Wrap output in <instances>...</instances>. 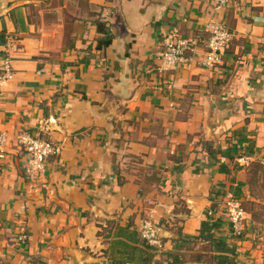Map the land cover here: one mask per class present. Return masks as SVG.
I'll return each instance as SVG.
<instances>
[{"label":"crops","instance_id":"0c3cea01","mask_svg":"<svg viewBox=\"0 0 264 264\" xmlns=\"http://www.w3.org/2000/svg\"><path fill=\"white\" fill-rule=\"evenodd\" d=\"M211 21L232 37L206 67ZM172 32L196 49L161 70ZM6 55L14 75L0 89V264H115L112 244L133 245L143 219L161 241L147 264H172L159 251L197 237L212 209L222 218L224 191L264 154V0H0V63ZM241 129L256 142L253 157L216 152ZM22 132L58 146L35 180ZM189 241L182 264H217L207 239ZM227 245L235 264H264L253 232Z\"/></svg>","mask_w":264,"mask_h":264},{"label":"built area","instance_id":"2783aa9c","mask_svg":"<svg viewBox=\"0 0 264 264\" xmlns=\"http://www.w3.org/2000/svg\"><path fill=\"white\" fill-rule=\"evenodd\" d=\"M218 7L225 5L226 0H213ZM208 37L204 43V52L201 57V64L206 67H212L218 64L223 56V52L231 40V33L223 22L211 21L206 25ZM196 42L188 37L181 36L175 32L170 33L164 40L163 48L158 54L160 60V69H173L176 65L186 59V53L194 52ZM12 60L6 55L0 63V89L4 87L12 78ZM18 139L23 150L28 156L26 174L28 179L35 180L39 175L45 172V164L50 155L58 150V146L39 136L30 135L22 132ZM3 138L0 137V143ZM243 159V158H242ZM244 160L247 159L244 157ZM247 163H245L246 165ZM222 207L225 209L226 218L232 224L235 234H240L247 225V212L242 208L240 202L234 198L230 191H226L222 201ZM141 237L147 243L158 248L161 247V241L156 232V226L149 219L141 220L139 224ZM264 263V253H263Z\"/></svg>","mask_w":264,"mask_h":264},{"label":"trees","instance_id":"16d2710c","mask_svg":"<svg viewBox=\"0 0 264 264\" xmlns=\"http://www.w3.org/2000/svg\"><path fill=\"white\" fill-rule=\"evenodd\" d=\"M110 39H111L110 35L106 33L104 38H100L98 40V45L100 47L106 46L110 42ZM242 135H243V129L236 130V132L232 134V137L228 138L227 141L230 142L232 146L226 148V151H223V149L218 148V151L216 152H219L224 157H228V158H234L241 155L253 157L258 149V147L256 146V142L252 137H246V136L244 137ZM254 162L257 165L260 164L261 160L259 158H256L252 160L250 163H248V165L251 164L253 165ZM246 185H247V179L245 177V180L238 181L234 185L229 186L226 191H230L234 196V198L238 200L241 204V198L243 199V196L245 194L244 191ZM226 191H224V194ZM216 209L217 207L212 209V212L207 213V218L201 223L199 235L197 237L194 236L189 238H182L179 241H176L174 252H164V251L162 252L160 250L159 251L161 252L160 254H163L166 257V259L169 260L172 264H182L184 262V258L179 254V249L181 247H187L188 243L190 242L189 240L195 238L196 240L207 239L208 242H210V244L213 245V249L216 250L217 252H220V254L217 255V264H235L233 257L228 256L226 254V250L228 247L227 238L235 237L241 239L244 237L246 232L251 231L252 227L250 226V224L249 225L247 224L244 230L240 234H235L232 229V224L228 221L227 225H228L229 235L228 236L223 235L222 232L220 233L219 229L223 224L221 219L226 216V212L225 209L222 207L221 210L222 218L220 217L216 218L214 216V211ZM123 229L124 228L117 227V234L123 233ZM212 230L217 231V235L216 233L212 232ZM136 231L138 233V236L136 239L133 236L132 239L133 245L127 241H120V243L118 242V244H112V249L113 250L116 249L114 255H112L115 264H125L126 259L123 258V256L125 255L128 256L131 255V260L135 264H147L148 259L154 255L155 251L159 250L158 247L147 243V241L141 237L139 229L136 228ZM125 233L129 234L130 231L126 230Z\"/></svg>","mask_w":264,"mask_h":264},{"label":"rangeland","instance_id":"374dc122","mask_svg":"<svg viewBox=\"0 0 264 264\" xmlns=\"http://www.w3.org/2000/svg\"><path fill=\"white\" fill-rule=\"evenodd\" d=\"M259 159L260 164H246L247 185L241 204L248 213L251 232L264 241V154Z\"/></svg>","mask_w":264,"mask_h":264}]
</instances>
